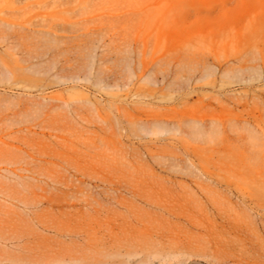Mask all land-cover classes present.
<instances>
[{"label":"rangeland","instance_id":"374dc122","mask_svg":"<svg viewBox=\"0 0 264 264\" xmlns=\"http://www.w3.org/2000/svg\"><path fill=\"white\" fill-rule=\"evenodd\" d=\"M0 264H264V0H0Z\"/></svg>","mask_w":264,"mask_h":264}]
</instances>
